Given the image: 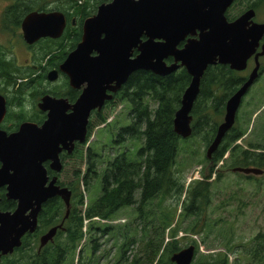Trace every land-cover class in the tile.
I'll list each match as a JSON object with an SVG mask.
<instances>
[{"label": "trees", "instance_id": "16d2710c", "mask_svg": "<svg viewBox=\"0 0 264 264\" xmlns=\"http://www.w3.org/2000/svg\"><path fill=\"white\" fill-rule=\"evenodd\" d=\"M109 1L111 0H13L7 9V15L16 14V8L20 7L22 9L17 13L22 14L21 16L34 10L60 11L68 19H76L78 23L76 28H68L58 40H45L41 47L39 55L42 57V62L51 56L52 62L58 60L56 63L58 67L81 41L84 21L94 16L101 4ZM249 9H254L258 13L264 9V0H234L226 17L229 21H234ZM182 46L183 43L180 47ZM2 61L0 56V80L5 81L6 88L4 81L0 82V87L13 91L21 86V94L22 88L28 84L19 83L18 80L23 79V76L17 74V69L6 68L11 62L3 66ZM263 61L264 57L261 58L259 79L264 74ZM244 73L231 70L229 66L216 65L209 67L201 80L200 94L192 111L191 137H201L207 148L223 121L226 101L247 79L248 75ZM39 80L42 83L45 77L40 76ZM190 82L191 76L183 68L166 77L147 71H137L132 74L123 88L114 95L113 100L107 102L101 111L92 114L86 143L77 144L71 154L61 155L62 172L56 174L46 164L49 176L51 178L57 176L58 184L71 191V208L68 216L66 205L60 197L46 202L39 214L36 232L26 235L22 246L12 255L2 257L0 264H100L101 257L97 255L102 248L100 239L108 236L114 227L109 223L96 226L94 219L111 222L121 210L133 207L143 217L145 207L160 196L181 195L184 192V185L174 171L181 138L174 131V117ZM43 93L65 97L70 102H75L80 94L79 91L71 89L66 80L55 90L38 89L35 98L42 96ZM118 103L131 105L129 113L131 123L120 128L115 143L129 142L135 146L139 144L138 160H130L128 152L111 154L112 157L104 156L89 144V137L94 127L106 124L108 110ZM44 120L45 117L41 114L28 116L24 111L9 112L1 128L11 133L25 121L41 124ZM245 136L246 132L235 124L226 134L213 157L207 160L211 175H203L205 180L195 181L192 185L194 188L188 190L179 216L182 221L192 218V224L189 226L192 234H201L205 230L206 224H202L201 221L207 216V208L211 203V185L208 180L214 175L213 173H216L218 178L221 177L220 171L216 172L215 169L228 152L233 160L234 169L257 168L264 172V136L261 137L263 140L261 144L249 143L247 149H243L237 142L243 140ZM67 166L72 169L69 168L71 177L63 180ZM83 166L84 171H82ZM240 175L244 178L252 177L241 173ZM99 177H101V195L94 202L86 204L83 187L87 192L91 182ZM16 207L17 203L9 200L6 189L2 188L0 209L14 211ZM174 219L175 216L170 213L164 214L162 220L149 234L144 232L141 252L132 258L128 254L138 240L127 237L126 242L120 247L119 258L115 264H173L172 255L182 250L181 241L176 238L180 222H174ZM86 222H88L87 227H85ZM59 225L63 228L58 230L54 240L40 249V237ZM166 232L169 233L170 239L163 246V240H160ZM86 233L89 234L88 247L83 249L81 243L86 239ZM192 243L197 245L195 241ZM197 250L196 246V254ZM238 255L235 264H264V229L240 246ZM213 260L212 264H229L227 254ZM193 264H211V262L200 259Z\"/></svg>", "mask_w": 264, "mask_h": 264}, {"label": "water", "instance_id": "95a60500", "mask_svg": "<svg viewBox=\"0 0 264 264\" xmlns=\"http://www.w3.org/2000/svg\"><path fill=\"white\" fill-rule=\"evenodd\" d=\"M234 0H111L101 4L87 18L82 38L59 70L48 80L68 78L72 89L82 90L75 103L46 95L38 108L46 113L43 124L23 122L15 132L0 128V189L6 188L16 209H0V262L22 246L23 238L34 234L43 205L60 197L71 208V191L50 179L45 163L61 173L60 155L72 153L85 144L88 125L95 110L101 111L113 100L132 74L151 72L166 77L185 69L191 82L183 93L174 117V131L182 139L192 136V111L200 94L201 80L211 66H229L244 72L253 58L254 67L246 81L226 101L223 122L218 126L207 158H212L224 137L234 127L244 97L260 77L264 57V22L249 9L229 21L226 17ZM67 18L60 11L33 12L22 24L28 44L41 39H60ZM183 43V46L180 45ZM135 51L137 54L135 55ZM172 59L171 63L168 60ZM8 113L6 98L0 94V126ZM244 175H260L257 168H236ZM62 225L40 237V249L52 242ZM196 247L190 245L171 257L173 264H193Z\"/></svg>", "mask_w": 264, "mask_h": 264}, {"label": "rangeland", "instance_id": "374dc122", "mask_svg": "<svg viewBox=\"0 0 264 264\" xmlns=\"http://www.w3.org/2000/svg\"><path fill=\"white\" fill-rule=\"evenodd\" d=\"M2 4L4 2L0 0V10ZM256 21H264V9L257 13ZM15 37L12 39L18 41ZM0 41L12 49V45L8 43L7 39L0 38ZM16 47L18 63L26 65L29 53L21 43L16 44ZM253 67L254 62H250L249 68L244 74L249 75ZM64 81L65 79L61 78L53 84L62 85ZM130 110L129 103H118L108 110L107 123L94 127L89 137V144H92L98 153L111 156V154L128 152L130 160H138L139 144L135 146L129 142L115 143L120 128L131 123ZM236 120L235 124L246 132L244 139L237 144H240L243 149H247L249 143L261 144L260 142L263 141L261 137L264 136V74L251 87L249 94L244 99L243 106L238 111ZM207 150L208 148L201 137L193 136L179 140V153L174 171L184 185V192L181 195L160 196L145 207L143 217L133 207L121 210L111 222H100L97 218L94 219L96 226L100 227L109 223L114 227L108 236H103L100 239L102 248L97 254L101 257L100 264H115L119 258L120 247L126 242L127 237H134L138 240L131 247L128 256L132 258L134 255H139L144 232L149 234L152 228L162 220V216L168 213L175 216L174 222H180L176 238L181 241V248L195 246L192 241L196 242L198 250L194 262L202 259V261L212 264L214 258L227 254L229 264H235L239 257L240 246L264 229V172L260 175H247L252 176L250 178L242 177L240 173L234 172L233 160L228 152L215 169L216 172L220 171L221 177L218 178L217 174L213 173L214 175L208 180L211 185V203L207 208V216H204L201 221L202 224H206L205 230L201 234L194 235L189 231L192 218L182 221L179 213L183 210V202L188 190L194 188L193 183L205 180L203 175L210 174ZM69 168L66 167L63 180L71 177L72 169ZM84 170L83 166L82 171ZM100 180L101 177L91 182L87 192L83 187L86 204L94 202L101 195ZM87 226L88 222L85 223V227ZM86 234V239L81 243L83 249L88 247L89 234ZM169 239L170 235L166 232L160 241L163 240L162 245L165 246Z\"/></svg>", "mask_w": 264, "mask_h": 264}, {"label": "flooded vegetation", "instance_id": "af4514ba", "mask_svg": "<svg viewBox=\"0 0 264 264\" xmlns=\"http://www.w3.org/2000/svg\"><path fill=\"white\" fill-rule=\"evenodd\" d=\"M3 2H4V4H2L1 10H0V38L7 39L8 43H10L12 45V49L7 47L4 43H2L0 41V56H2V59H3L2 64H3V66H5V65H8L11 62V65H9L6 68L17 69V72H18L17 74L23 76V79H19L18 80L19 83H26L28 85H26V86H24L22 88L21 91H23V92L20 94L21 86L16 87L13 91L10 90V89L6 90L5 89L6 88L5 81L4 80H0V82L4 81L3 84L5 86V88L0 87V94L3 95L6 98L8 113L9 112L19 113V111H24L28 116L41 114V115H43L45 117V120H46V118H47L46 115L47 114L43 113L38 108V104L40 103L42 98L44 96H46V95H50V96H52L54 98H65V97H56V96H54L52 94L43 93L42 96H39L38 98H35V93H37L38 89L40 91H43L46 88L48 90L57 89L60 86L59 83H57V84H53V83H55L56 81H58L61 78H64L67 81L68 85H69L68 78L65 75H63V74H59L58 80H56L54 82H51V81L48 80L49 73L51 71H53V70H59L60 65L63 62L61 64H59L58 67H56V63L58 62V60H55L54 62H52L50 60L51 56L48 57V60H46L45 62H42V59H41L42 57L39 55V53L41 51V47H42L44 41L49 39V38L41 39V40L35 42L34 44H28L25 41V39H24L23 30H22L23 21L25 20V18L29 14H31L33 12H40V11L34 10V11H31L30 13H27L26 15L21 16L22 14H19L17 12H19L22 8L18 7V8H16V14L7 15V12H8L7 9L11 5V2H13V0H3ZM20 17H22V18L20 19ZM77 25H78V23L76 22V19H68L67 18V26H66L65 32L68 30V28H71V29L72 28H76ZM14 36H16L15 38H17L18 41H15L14 38L12 39V37H14ZM20 43L23 45V47L26 48V51L29 53L28 54L29 58H27V60H26V62H27L26 65H20L18 63V57L16 55V48H17L16 44H20ZM172 61L173 60L171 59V61H169V63H171ZM250 62H253V58L251 59ZM32 72H34V74H31ZM40 76L41 77L42 76L45 77V80L42 83L39 80ZM8 79L11 80L10 77H8ZM11 83H12V81H11ZM69 87H70V85H69ZM34 90H36V91H34ZM73 90H75V89H73ZM2 91H3V93H2ZM75 91H79V93H80L79 96L81 95L82 90H75ZM28 97L30 98V102H29V98ZM65 99H67V98H65ZM75 102H70V103H75ZM20 103H22V104H20ZM95 111H98V110H95ZM95 111H93L92 114ZM8 113H7V115H8ZM91 117H92V115H91ZM5 120H6V118H5ZM5 120H4V122H5ZM25 122H32V121H25ZM43 122L41 124H43ZM33 123H35V122H33ZM41 124H38V125H41ZM1 126H0V128H1ZM76 145H75V147H76ZM79 145H81V144H79ZM64 153L71 154V153H68V152H63L62 154H64ZM61 155H60V158H61ZM46 164H48V167L50 168V163L49 162L45 163V167H46ZM50 170H51V168H50ZM47 171H48V169H47ZM52 172H54V171H52ZM56 174H60V173H56ZM52 178L50 177V179H52ZM57 184H58V182H57ZM11 212H13V211H11Z\"/></svg>", "mask_w": 264, "mask_h": 264}]
</instances>
